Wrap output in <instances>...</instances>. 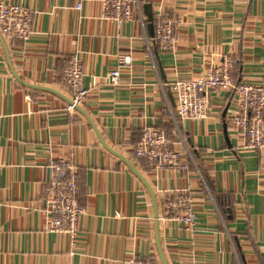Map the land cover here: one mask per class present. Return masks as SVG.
<instances>
[{
    "label": "crops",
    "instance_id": "crops-1",
    "mask_svg": "<svg viewBox=\"0 0 264 264\" xmlns=\"http://www.w3.org/2000/svg\"><path fill=\"white\" fill-rule=\"evenodd\" d=\"M0 1L33 11L27 39L0 31V264H122L131 255L156 264H264V148H249L227 122L236 91L211 93L207 118H181L170 85L226 54L238 58L236 83L264 85V0H138L121 27L101 0ZM164 10L180 20L174 51L155 39ZM73 53L90 91L69 110L73 91L62 73ZM119 54L132 63L113 85L106 77ZM146 124L165 129L184 168L136 156ZM60 158L77 166L86 209L75 237L47 228L48 165ZM184 188L195 231L164 213L165 199Z\"/></svg>",
    "mask_w": 264,
    "mask_h": 264
},
{
    "label": "built area",
    "instance_id": "built-area-1",
    "mask_svg": "<svg viewBox=\"0 0 264 264\" xmlns=\"http://www.w3.org/2000/svg\"><path fill=\"white\" fill-rule=\"evenodd\" d=\"M104 16L121 27L134 19L138 0H101ZM82 3L78 4L81 8ZM33 11L22 3L0 1V31L8 39L25 40L31 33ZM180 20L162 11L157 17L156 43L162 51H174L178 41L177 24ZM120 35V34H118ZM118 64L107 75L113 85L121 84L123 67H130V55H117ZM238 64L236 56L226 54L219 60L209 59L201 74L195 77H177L170 85L176 94V114L181 118L204 119L210 115L213 92L235 90L236 112L228 115L227 122L235 130H241L246 145L252 149L264 148V85L236 83L232 77ZM64 82L73 91L69 110L77 108L89 95L85 84L84 62L80 53H73L62 73ZM135 154L153 167L184 168L182 150L173 146V140L160 126L146 124L135 145ZM51 189L47 228L53 232L67 233L72 237L80 231V219L86 212L79 199L78 168L63 158L48 165ZM194 198L189 188L178 189L164 202V213L180 221L187 230L195 231L197 215ZM122 264H156L151 258L135 255L127 257Z\"/></svg>",
    "mask_w": 264,
    "mask_h": 264
},
{
    "label": "water",
    "instance_id": "water-1",
    "mask_svg": "<svg viewBox=\"0 0 264 264\" xmlns=\"http://www.w3.org/2000/svg\"><path fill=\"white\" fill-rule=\"evenodd\" d=\"M148 6H149V4H147ZM146 5V6H147ZM151 6V5H150ZM148 15H149V19H150V21H151V29H152V31H153V26H154V24H153V19H154V16H153V13L152 12H150V13H148ZM226 112H227V109H225V114H226ZM125 161H127V159L125 158ZM130 165H131V163H129ZM132 166V165H131ZM133 167V166H132ZM134 168V167H133ZM135 169V168H134ZM136 170V169H135ZM136 172H138L137 170H136ZM139 173V172H138ZM140 174V173H139ZM153 193V192H152ZM160 251H161V248H160ZM162 253V252H161ZM163 255V254H162ZM163 259H164V261H165V258H164V255H163ZM165 264H166V261H165Z\"/></svg>",
    "mask_w": 264,
    "mask_h": 264
}]
</instances>
